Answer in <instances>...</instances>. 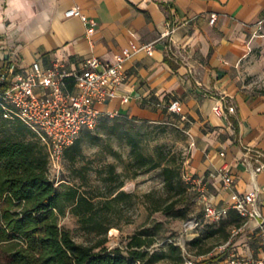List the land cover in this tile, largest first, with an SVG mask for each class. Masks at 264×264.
I'll return each mask as SVG.
<instances>
[{
	"label": "crops",
	"instance_id": "0c3cea01",
	"mask_svg": "<svg viewBox=\"0 0 264 264\" xmlns=\"http://www.w3.org/2000/svg\"><path fill=\"white\" fill-rule=\"evenodd\" d=\"M72 7L94 21L90 36L78 18H64ZM131 43L152 50L124 62L125 80L100 111L152 121L177 101L173 115L190 135L185 174L205 177L216 207L253 193L264 219V169L254 172L256 158L264 163V0H0V71L8 60L25 71L34 62L73 71L91 56L111 64ZM234 251L264 256L246 234Z\"/></svg>",
	"mask_w": 264,
	"mask_h": 264
},
{
	"label": "trees",
	"instance_id": "16d2710c",
	"mask_svg": "<svg viewBox=\"0 0 264 264\" xmlns=\"http://www.w3.org/2000/svg\"><path fill=\"white\" fill-rule=\"evenodd\" d=\"M109 119L102 117L99 123H107ZM9 122L22 136L0 141V264H154L163 259L170 260L171 264H183V254L178 246L169 242L159 245L153 233L145 228L128 236L123 248L105 247L106 233L114 228V225H105L106 216L114 213L113 203L130 197L120 191L122 182L102 195L89 196L79 187L67 188L61 193L48 177L46 148L22 123ZM24 129L28 131V138ZM79 143L78 136L65 149L64 157L74 161L81 152ZM128 143L134 175L159 167L152 158L142 154L131 137ZM109 169L113 175V167ZM161 175L168 197L164 205H155L150 213L185 217L190 194L183 175L170 166H164ZM95 198L105 200L96 202ZM62 203L67 204L68 213L78 218L84 230L100 237L95 244L76 243L68 231L58 227L53 211L63 214ZM241 224L238 217V222L230 228ZM202 234L203 231L188 244L195 246L200 243ZM228 236L229 232L221 243L227 241ZM211 251H201L199 257L203 258L196 264H216V257L206 258Z\"/></svg>",
	"mask_w": 264,
	"mask_h": 264
},
{
	"label": "built area",
	"instance_id": "2783aa9c",
	"mask_svg": "<svg viewBox=\"0 0 264 264\" xmlns=\"http://www.w3.org/2000/svg\"><path fill=\"white\" fill-rule=\"evenodd\" d=\"M63 16L78 18L87 26L86 35L93 33L94 21L82 14L79 8L72 7ZM215 19L214 15L211 16L209 24L212 25ZM261 24L262 21L258 23ZM151 50V45L137 46L131 43L111 64H103L91 56L73 71H67L63 62H55L47 69L34 62L25 71L17 61L8 60L0 71V116L4 120L19 121L37 137L46 148L48 173L56 174L60 170L65 149L83 130L95 129L102 117H118L115 113L101 112L99 107L116 98L117 88L125 80L124 62L141 51L149 54ZM127 100V97L121 98L122 103ZM178 107V102L174 101L167 109L171 114H178ZM212 111L216 116H222L224 112L220 105H216ZM227 112L234 113V108L227 107ZM250 152L247 149V156ZM254 153L260 156L258 152ZM255 162L258 166L254 172L258 173L264 169V163L257 158ZM183 181L202 206L205 222L218 224L228 217L231 210L242 220L239 227L229 230L227 241L216 245L210 252L209 255L217 258L216 264H264V256H244L234 251L235 243L243 234L253 238L264 249V219L254 194H232L228 206L216 207L209 198L205 177L184 174ZM222 183L225 187L230 186L231 177L224 174ZM198 229L200 222L191 218L183 224L181 238L168 241L181 249L183 264H196L185 249L183 236ZM199 258L202 260L203 257Z\"/></svg>",
	"mask_w": 264,
	"mask_h": 264
},
{
	"label": "rangeland",
	"instance_id": "374dc122",
	"mask_svg": "<svg viewBox=\"0 0 264 264\" xmlns=\"http://www.w3.org/2000/svg\"><path fill=\"white\" fill-rule=\"evenodd\" d=\"M23 132L28 138V131L24 129ZM21 136L12 128V123L0 116V141L20 139ZM129 137L137 143L142 154L158 163V168L134 175V163L129 156ZM79 140L80 155L76 156L74 161L63 156L59 172L48 173V177L61 193L67 188L79 187L80 191L88 193L89 196L105 194L122 182L120 191L130 197L113 203L114 213H108L106 216L108 220L105 225H114V228L106 233L105 247L108 249L123 248L126 238L142 228L153 233L159 245L169 240L175 241L181 238L183 224L191 218H197L203 231L200 243L195 246L188 244L196 237L194 234L201 233L199 229L187 233L183 239L191 259L199 262V253L205 249L212 250L220 244L228 229L238 222L235 214L218 224L205 222L202 206L195 194L189 190L190 200L185 217L169 216L161 212L150 213L155 205H164L168 197L163 189L162 168L174 167L181 175L186 172L190 135L188 128L174 115H165L152 121L114 117L107 123L100 122L91 131L83 130ZM110 166L113 167V175L110 174ZM146 195L150 196L146 198ZM99 200L105 199L95 198L94 201ZM62 206L63 214L53 211L58 227L68 231L76 243L87 246L95 244L100 237L84 230L78 218L68 213L67 204L62 203ZM112 229L118 232L114 236H110ZM154 264L171 262L163 259Z\"/></svg>",
	"mask_w": 264,
	"mask_h": 264
},
{
	"label": "bare ground",
	"instance_id": "6f19581e",
	"mask_svg": "<svg viewBox=\"0 0 264 264\" xmlns=\"http://www.w3.org/2000/svg\"><path fill=\"white\" fill-rule=\"evenodd\" d=\"M118 232H117V230L116 229H112L111 231H110V236H114V235H116Z\"/></svg>",
	"mask_w": 264,
	"mask_h": 264
}]
</instances>
